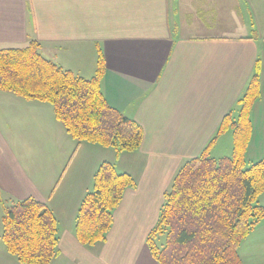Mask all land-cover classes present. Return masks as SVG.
<instances>
[{"label": "crops", "instance_id": "crops-1", "mask_svg": "<svg viewBox=\"0 0 264 264\" xmlns=\"http://www.w3.org/2000/svg\"><path fill=\"white\" fill-rule=\"evenodd\" d=\"M31 41L85 79L95 76L101 52V90L144 138L134 153L78 144L50 104L0 91V264H21L1 240V201L29 198L58 220L59 255L51 264H158L147 237L165 194L224 117H237L257 60L261 97L251 112L247 161L264 158V0H0V50ZM105 162L136 187L126 190L106 241L85 247L75 237L76 216ZM239 252L244 264H264V221Z\"/></svg>", "mask_w": 264, "mask_h": 264}, {"label": "trees", "instance_id": "trees-1", "mask_svg": "<svg viewBox=\"0 0 264 264\" xmlns=\"http://www.w3.org/2000/svg\"><path fill=\"white\" fill-rule=\"evenodd\" d=\"M106 63L100 52L95 76L85 79L45 58L41 45L0 50V91L26 101L48 103L56 119L78 143L111 148L117 154L140 149L143 128L107 102L101 80ZM261 63L238 101L239 114H227L215 137L177 172L164 197L147 245L158 264H244L243 241L264 221V158L247 161L252 139L251 112L261 97ZM231 130L233 154L216 159L211 150ZM135 179L105 162L78 209L75 237L85 247L106 241L114 212ZM3 206L2 241L21 264H51L59 255L58 220L52 209L33 198ZM164 236L159 246L157 239Z\"/></svg>", "mask_w": 264, "mask_h": 264}, {"label": "rangeland", "instance_id": "rangeland-1", "mask_svg": "<svg viewBox=\"0 0 264 264\" xmlns=\"http://www.w3.org/2000/svg\"><path fill=\"white\" fill-rule=\"evenodd\" d=\"M229 138H223L218 146V151L216 150V152L211 153V157L216 158V159H220L223 157H231L233 154V134L232 131L229 130ZM113 151V150H111ZM138 151V150H137ZM135 151V152H137ZM250 151V149H249ZM124 153H134V152H124ZM249 162V161H248ZM3 208V206H2ZM3 228V225H2ZM2 240V239H1ZM165 238L164 236H159L157 239V243L159 246H162L164 244ZM3 242V241H2Z\"/></svg>", "mask_w": 264, "mask_h": 264}]
</instances>
